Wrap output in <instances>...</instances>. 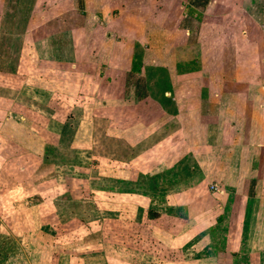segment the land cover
I'll list each match as a JSON object with an SVG mask.
<instances>
[{
    "label": "crops",
    "instance_id": "obj_1",
    "mask_svg": "<svg viewBox=\"0 0 264 264\" xmlns=\"http://www.w3.org/2000/svg\"><path fill=\"white\" fill-rule=\"evenodd\" d=\"M11 128L49 147L29 155L53 177L83 176L80 193L105 181L96 208L155 240L162 221L180 256L164 264H186L189 241L195 264H264V0H0L5 145ZM196 209L212 235L181 230ZM116 249L102 254L137 264Z\"/></svg>",
    "mask_w": 264,
    "mask_h": 264
},
{
    "label": "rangeland",
    "instance_id": "obj_2",
    "mask_svg": "<svg viewBox=\"0 0 264 264\" xmlns=\"http://www.w3.org/2000/svg\"><path fill=\"white\" fill-rule=\"evenodd\" d=\"M63 104L60 108H63ZM8 132L11 145H5L0 138V153H6L9 157L4 161L0 154V264H133L116 259L109 262L102 254L105 250L110 254H117V247L121 248L118 252L125 251L123 259L132 257L134 261H138L137 264H164L163 259H172V263L179 261L180 256H176L175 252L170 256L164 251L162 244L167 239L162 234V221L155 225V232H152L157 235L155 240L154 236L149 234L147 225L123 223L124 221L115 217V213L108 208L103 209L104 205L101 206L102 209L96 208L94 201L101 205L100 200L105 198L99 192L101 187L105 191V181L88 180L89 190L86 194L80 193L83 176L66 170L62 172V176L53 177V168L46 161L52 159L30 158L29 154L35 147L37 152L48 151L46 144H36L27 136L25 130L11 128ZM49 139L55 141V136H50ZM102 151H95L94 157ZM78 161L82 165L87 160L82 158ZM156 181L159 184L162 180ZM65 183L68 184V195L63 197L67 189ZM134 192L141 197L147 196L146 190L134 189ZM157 195L162 197L164 193L157 192ZM59 197L65 200L55 206V200ZM158 203L151 204L154 215L165 209ZM197 212L198 209L192 211L196 215ZM144 216L146 214L142 213L139 218ZM205 217L207 218L205 212L200 213L188 220L181 230L187 229L188 236L194 231L197 237L212 235L211 218L205 219V222L200 221ZM21 230V234H24L21 237L16 236ZM2 232L7 236H3ZM190 244L192 242L189 241L185 262L195 264L190 254L195 250ZM209 244L210 241H205L206 248L200 247V252L205 258L213 251ZM172 245L174 246L175 242H172ZM129 251L140 255L131 256ZM68 252L70 256L65 255V259L63 254H69ZM200 252L198 250V254ZM200 257L201 255L197 256ZM207 263L206 260L205 264Z\"/></svg>",
    "mask_w": 264,
    "mask_h": 264
},
{
    "label": "trees",
    "instance_id": "obj_3",
    "mask_svg": "<svg viewBox=\"0 0 264 264\" xmlns=\"http://www.w3.org/2000/svg\"><path fill=\"white\" fill-rule=\"evenodd\" d=\"M139 62L138 61H134V57H133V62H132V65H131V71L132 72H137L139 70V66L140 64H138Z\"/></svg>",
    "mask_w": 264,
    "mask_h": 264
},
{
    "label": "built area",
    "instance_id": "obj_4",
    "mask_svg": "<svg viewBox=\"0 0 264 264\" xmlns=\"http://www.w3.org/2000/svg\"><path fill=\"white\" fill-rule=\"evenodd\" d=\"M210 189L213 190V191H216L217 190V186L215 184H213V185L210 186Z\"/></svg>",
    "mask_w": 264,
    "mask_h": 264
}]
</instances>
